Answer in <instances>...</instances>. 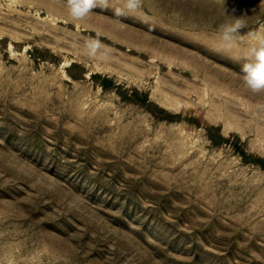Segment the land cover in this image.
<instances>
[{
	"label": "rangeland",
	"instance_id": "rangeland-1",
	"mask_svg": "<svg viewBox=\"0 0 264 264\" xmlns=\"http://www.w3.org/2000/svg\"><path fill=\"white\" fill-rule=\"evenodd\" d=\"M245 15L264 32V0H0V264H264L254 41L220 43Z\"/></svg>",
	"mask_w": 264,
	"mask_h": 264
},
{
	"label": "clouds",
	"instance_id": "clouds-1",
	"mask_svg": "<svg viewBox=\"0 0 264 264\" xmlns=\"http://www.w3.org/2000/svg\"><path fill=\"white\" fill-rule=\"evenodd\" d=\"M225 4V0H222ZM69 17L72 21H83L88 18L93 9L99 8L102 11L112 10L116 21L119 23L131 14L141 11L143 0H121L120 6H113L112 0H64ZM225 11V8H224ZM246 15L233 18L231 22H225L220 28V43L225 50L243 41L245 36L254 42L247 46L241 56L236 57L242 63V82L244 87L253 94L264 93V32L249 31L247 35L241 36L239 30L248 27ZM101 33L96 32L94 37H89L84 47L90 58L106 56L107 51H102L105 46L101 40Z\"/></svg>",
	"mask_w": 264,
	"mask_h": 264
}]
</instances>
